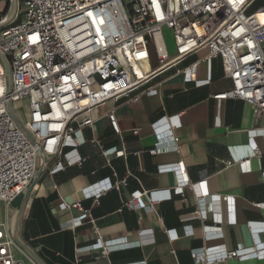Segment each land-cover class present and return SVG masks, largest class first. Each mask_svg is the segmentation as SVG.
Wrapping results in <instances>:
<instances>
[{
  "label": "crops",
  "instance_id": "0c3cea01",
  "mask_svg": "<svg viewBox=\"0 0 264 264\" xmlns=\"http://www.w3.org/2000/svg\"><path fill=\"white\" fill-rule=\"evenodd\" d=\"M255 1L250 11L264 5L253 7ZM22 2L0 0V20L6 19L0 27L23 18ZM168 53L175 57L174 44ZM207 53L201 47L164 65L152 56L136 87L93 107L94 123L82 129L84 142L70 155L81 157L80 163L66 164L61 157L63 167L54 172L56 159L39 157L28 187L10 203L0 201V223L9 225L24 252L16 256L24 264H206L195 251L253 244L247 223L264 221V207L257 205L264 203V141L254 137L260 151L255 155L249 138L250 131L264 128V114L255 118L253 107L242 99L216 97L232 83L221 58L207 63ZM194 63L195 79L186 80L180 71ZM153 89L156 93L150 94ZM156 146L162 148L150 153ZM110 149L123 150V155L108 161L103 151ZM246 159L250 170L243 171L237 162ZM226 160L232 164L225 166ZM178 163L190 182L182 194L172 191L177 173L159 170ZM106 178L126 182L98 197H83L82 189ZM203 189L208 196H201ZM136 191L140 195L131 203ZM149 192L160 200L151 203ZM210 195H227L231 202ZM76 202L86 212L60 207ZM229 204L235 222L228 221ZM75 217L81 220L77 226ZM206 230L219 233L207 238ZM121 237L132 246L105 253L103 246H94ZM258 237L264 240V232ZM214 264L264 262L232 258Z\"/></svg>",
  "mask_w": 264,
  "mask_h": 264
},
{
  "label": "built area",
  "instance_id": "2783aa9c",
  "mask_svg": "<svg viewBox=\"0 0 264 264\" xmlns=\"http://www.w3.org/2000/svg\"><path fill=\"white\" fill-rule=\"evenodd\" d=\"M253 1L23 0V18L0 27V201L10 203L28 187L39 157L56 159L54 172L63 167L61 157L66 164L80 163L81 157L70 155L84 142L82 129L94 123L93 107L136 87L144 78L143 66L152 56L164 65L206 47L204 60L210 63L213 57H220L224 74L232 83L228 91L216 97L242 99L253 107L255 118L264 114V5L250 11ZM164 27L172 30L174 58L168 53ZM195 67L196 63L180 72L191 81ZM16 103L27 109L24 119L17 113ZM108 117L117 131L114 113ZM256 136L264 141V128L250 131L249 146L259 155ZM160 148L149 152L154 154ZM103 153L109 161L122 156L123 150ZM231 164L224 161L225 166ZM237 165L243 171L250 170L249 159ZM159 170L177 173L174 194H182L190 184L181 163ZM124 182L126 178L113 183L102 179L81 193L84 198L98 197L101 191ZM138 195V191L133 193L131 203ZM208 195L203 189L201 196ZM148 197L151 203L160 200L153 192ZM210 197L231 202L227 195ZM257 205L264 207V203ZM229 206L228 221L235 222L233 206ZM60 207L86 212L79 202L61 203ZM72 220L74 226L81 223L79 217ZM247 224L254 238L251 246L228 250L217 245L194 254L206 264L232 258L263 261L264 240L258 235L264 232V221ZM217 233L206 230L205 235L210 238ZM94 246H103L105 253L132 244L121 237ZM16 251L24 253L9 225L0 223V264H24Z\"/></svg>",
  "mask_w": 264,
  "mask_h": 264
},
{
  "label": "rangeland",
  "instance_id": "374dc122",
  "mask_svg": "<svg viewBox=\"0 0 264 264\" xmlns=\"http://www.w3.org/2000/svg\"><path fill=\"white\" fill-rule=\"evenodd\" d=\"M262 3H264V0H256L253 3V7H256L257 5H260ZM163 33H164L165 41H166V44H167V48H170L171 45L173 44L172 30L164 27L163 28ZM24 104H26V100L24 101ZM15 109H16L17 113L20 115L21 119H24L26 117L27 109L22 108L21 103H16L15 104ZM261 262H264V261H261Z\"/></svg>",
  "mask_w": 264,
  "mask_h": 264
}]
</instances>
